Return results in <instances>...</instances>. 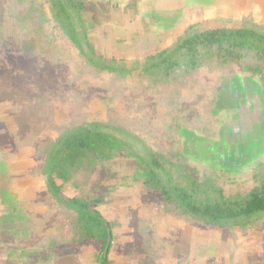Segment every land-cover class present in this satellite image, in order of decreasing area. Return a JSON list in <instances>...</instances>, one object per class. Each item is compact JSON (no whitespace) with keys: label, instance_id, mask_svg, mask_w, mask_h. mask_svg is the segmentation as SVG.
Masks as SVG:
<instances>
[{"label":"rangeland","instance_id":"374dc122","mask_svg":"<svg viewBox=\"0 0 264 264\" xmlns=\"http://www.w3.org/2000/svg\"><path fill=\"white\" fill-rule=\"evenodd\" d=\"M35 1L38 5L46 3V0ZM90 1L96 20L91 37L98 53L108 58L125 59L129 65L148 56V52H141L144 48L140 45L144 40V31L148 33V41H151L157 34L164 32L170 36L180 30L169 28L153 31L148 22L155 17L144 12L148 11L150 0H145L146 4L143 0H140L141 4L139 0ZM23 8L16 5V0H0V25L5 24L4 18L7 17L11 25L9 39L0 47V54L7 76L6 85L17 86L19 93L15 94V99L22 107L35 104H31V107L32 113L37 114V120L33 122L38 127L45 115L47 119L52 115L54 130L57 123L69 122L76 115L88 120H116L140 129L144 138L156 149H164L171 142H176L188 158H204L206 162L210 161L209 152L213 151L210 145L224 142L226 147L230 146L226 158L231 162V173L223 180L225 190L237 187L246 190L252 185L253 172L260 162H264V86L259 79H245L238 68L201 70L187 80L188 86L183 91L185 97L172 106L175 114H169L171 106L165 103L166 93L156 94L147 81L141 80V68L134 69L123 81H118L109 73L98 75L80 62L77 49L57 29L55 33L61 49L41 55L39 44L24 35L27 28L21 31L23 27L14 26L17 18L10 12L18 16L24 13ZM225 22L216 20L206 23L219 26ZM28 24L35 28L31 22ZM13 28L16 29L15 33ZM47 28L51 31L53 25ZM132 36L135 45L126 46L124 43H128V38ZM146 48L152 51L153 47ZM229 82L235 84L236 91L224 88ZM5 93L6 96L10 94ZM234 104L239 108V114L232 118L230 116L237 111ZM168 128L172 135L167 132ZM231 136L234 137L232 142ZM212 162L220 161L217 158ZM200 168H204L203 165ZM132 170V165L123 159L100 164L92 176L93 183L97 185L100 181L106 186L117 180L131 181ZM144 198L148 203H160V199L151 193L144 194ZM72 218V214L63 217L68 219L69 228L73 226ZM153 227L157 237L154 240L162 243V247L157 249L165 257L172 251L171 248L175 251V245L182 248V230L195 229L205 234L203 240L198 239L196 243L189 241L193 248L191 257H195V260L188 258V240H185L186 248L175 255L173 262L166 259V262L157 264H252L257 258L264 259V223L247 232L233 233L200 227L173 216V220L166 219L161 224H153Z\"/></svg>","mask_w":264,"mask_h":264},{"label":"trees","instance_id":"16d2710c","mask_svg":"<svg viewBox=\"0 0 264 264\" xmlns=\"http://www.w3.org/2000/svg\"><path fill=\"white\" fill-rule=\"evenodd\" d=\"M16 5L24 7V13L17 16L10 12L17 18L16 25L13 24L23 27L21 31L27 28L24 35L39 44L41 55L61 49L56 38L57 29L77 49L80 62L98 75L109 73L123 81L134 69L141 68V80L147 81L156 94L166 93L165 103L171 106L169 114H175L172 106L185 97L187 80L201 70L238 68L245 79H259L264 86V24L250 16L227 20L219 26L190 23L170 45L129 65L125 59L108 58L98 53L91 37L96 20L90 0H46L41 5L35 0H16ZM4 20L5 24L0 25V47L10 36L9 19ZM29 22L35 28L29 27ZM51 25L53 29L49 31L47 26ZM15 31L13 28V33ZM224 88L236 91L233 82L225 84ZM235 107L237 111L230 116L232 118L239 114V108ZM172 126L175 129V123ZM170 129L173 131L172 127ZM170 129L167 132L172 135ZM56 130L57 137L40 147L45 156L43 171L54 198L72 212V228L78 236L75 241L99 240L104 250L109 230L112 232L115 223L96 209L103 201V197H98L103 189L97 192V187H91L92 176L100 164L116 159L132 165L133 180L143 185L144 194L151 193L160 199L166 215L200 227L233 233L247 232L264 223V162L253 172V182L248 189L237 187L226 191L223 180L231 173V162L226 158L230 146L226 147L224 142L210 145L213 151L209 152L210 161L206 162L204 158H188L176 142L156 149L140 129L116 120H88L76 115ZM230 138L234 141V137ZM217 158L220 162H212ZM56 179L72 183L79 195L63 196L62 186ZM100 183L98 181L97 186ZM107 257V254L103 257L105 264ZM252 264H264V259L257 258Z\"/></svg>","mask_w":264,"mask_h":264},{"label":"crops","instance_id":"0c3cea01","mask_svg":"<svg viewBox=\"0 0 264 264\" xmlns=\"http://www.w3.org/2000/svg\"><path fill=\"white\" fill-rule=\"evenodd\" d=\"M150 1V5H146L148 11L144 12L155 17L148 22L153 31L180 30L170 36L164 32L157 34L151 41L144 31V40L140 42L145 48H142L143 54L148 52L150 55L170 45L193 22L211 23L250 16L264 24V0ZM143 2L146 4L145 0ZM138 3L141 4L140 0ZM128 40L124 43L126 46L135 45L133 36ZM148 46L153 47L152 51L146 48ZM0 62V264H102V243L95 239L75 241L78 236H75L72 226L69 228L68 219H63L72 212L54 198L43 171L45 156L40 148L42 143L55 139L58 135L56 127L68 122L57 123L54 130L52 115L48 119L45 115L38 127L33 122L37 120V114L32 113V103L22 107L15 99V94L19 93L17 86L6 85L1 54ZM6 91L10 93L7 96ZM56 182L62 186L63 196L73 198L79 195L72 183H63L59 179ZM91 187H97V192L103 189L98 193L103 201L96 209L108 221L115 223L107 264H157L166 262V259L173 262L175 255L186 247L189 260H195L191 257L193 248L189 241L205 239V234L195 229L181 231L182 248L173 246L175 251L171 248L173 252H168L167 257L163 252L159 253L162 243L154 240L156 231H153V224L173 220V216L165 214L162 203L145 201L141 183L132 178L126 182L113 181L106 186L92 183ZM185 240H188L186 247ZM210 246L208 248L212 251Z\"/></svg>","mask_w":264,"mask_h":264},{"label":"water","instance_id":"95a60500","mask_svg":"<svg viewBox=\"0 0 264 264\" xmlns=\"http://www.w3.org/2000/svg\"><path fill=\"white\" fill-rule=\"evenodd\" d=\"M111 243H112V232L109 230V236H108V240L107 243L105 245L104 251H103V257L108 254L110 247H111ZM102 264H105V260H102Z\"/></svg>","mask_w":264,"mask_h":264}]
</instances>
